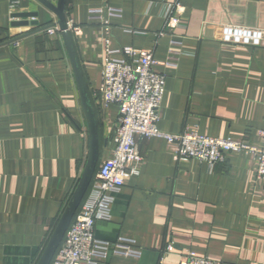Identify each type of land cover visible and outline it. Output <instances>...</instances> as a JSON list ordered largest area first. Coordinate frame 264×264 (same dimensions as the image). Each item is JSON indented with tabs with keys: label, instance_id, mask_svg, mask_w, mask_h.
Segmentation results:
<instances>
[{
	"label": "crops",
	"instance_id": "obj_1",
	"mask_svg": "<svg viewBox=\"0 0 264 264\" xmlns=\"http://www.w3.org/2000/svg\"><path fill=\"white\" fill-rule=\"evenodd\" d=\"M16 12L37 16L15 25ZM65 16L96 116L95 170L118 118L99 92L106 44L152 51L166 77L160 130L260 145L264 35L257 44L221 38L230 25L264 30V0H65ZM56 21L37 0H0V264H36L88 155L69 54L59 27L46 31ZM136 150L138 173L95 223L106 246L95 264H178L187 249L218 264H264V178L251 154L176 160L161 137L137 139Z\"/></svg>",
	"mask_w": 264,
	"mask_h": 264
},
{
	"label": "built area",
	"instance_id": "obj_2",
	"mask_svg": "<svg viewBox=\"0 0 264 264\" xmlns=\"http://www.w3.org/2000/svg\"><path fill=\"white\" fill-rule=\"evenodd\" d=\"M66 22L68 29L73 30L72 22ZM102 24L107 34L109 23L102 20ZM223 29L221 39L234 43L257 44L264 35V30L258 28L230 25ZM57 30V24L46 28L51 34ZM105 42H108L107 38ZM103 53L99 92L104 106L115 105L118 108L111 151L99 165L91 185V196L79 207L50 264H95L94 253L106 249L104 244L96 240L94 226L97 221L110 218L113 194L131 175L138 173L136 166L142 161L136 150L139 138H163L176 160L196 158L215 164L222 161L226 153L243 151L256 160V176L264 178V128L259 131V146L245 141L205 136L196 131L164 132L158 128L157 122L166 77L155 71L154 66L158 62L152 51L137 50L132 46L110 49L106 44ZM166 251H173L171 244L166 246ZM178 264L218 262L187 249L181 254Z\"/></svg>",
	"mask_w": 264,
	"mask_h": 264
},
{
	"label": "water",
	"instance_id": "obj_3",
	"mask_svg": "<svg viewBox=\"0 0 264 264\" xmlns=\"http://www.w3.org/2000/svg\"><path fill=\"white\" fill-rule=\"evenodd\" d=\"M37 1L40 2L45 8L53 12L57 18L56 23L59 27V31L62 34L67 52L69 54L71 68L77 86L81 107L84 112L88 134V155L82 173L45 247L43 248L40 257L36 262V264H50L54 253L61 243L63 236L68 226L70 225L73 216L75 215L92 180L98 162L99 142L95 112L88 96V90L83 78V74L81 72V68L76 58L72 42V35L67 27V20L65 16V0H56L55 4L51 3L49 0ZM36 16L37 12H16L11 14L12 18L21 19L13 22V24L15 25H27L29 22L26 19ZM30 24H37V21H31Z\"/></svg>",
	"mask_w": 264,
	"mask_h": 264
},
{
	"label": "trees",
	"instance_id": "obj_4",
	"mask_svg": "<svg viewBox=\"0 0 264 264\" xmlns=\"http://www.w3.org/2000/svg\"><path fill=\"white\" fill-rule=\"evenodd\" d=\"M96 173H97V169L94 171V174H93V177H92V181L90 182L89 187L91 186V183L93 182V178L95 177L94 175H96ZM89 187H88V189H89ZM88 189H87V191H86V193H85V195H84V197H83V199H82V201H81L79 207H80L81 204L83 203V200L85 199V197H86V195H87ZM79 207H78V209H79ZM78 209H77V211H78ZM77 211H76V213H77ZM76 213H75V214H76ZM74 217H75V215L73 216V218H74ZM72 220H73V219H72ZM61 242H62V241H61ZM60 244H61V243H60ZM60 244H59V246H60ZM59 246H58V248H59ZM58 248H57V249H58ZM56 252H57V250L55 251L54 256H55ZM54 256H53V257H54ZM52 259H53V258H52Z\"/></svg>",
	"mask_w": 264,
	"mask_h": 264
}]
</instances>
